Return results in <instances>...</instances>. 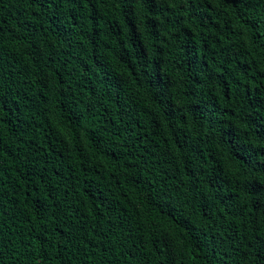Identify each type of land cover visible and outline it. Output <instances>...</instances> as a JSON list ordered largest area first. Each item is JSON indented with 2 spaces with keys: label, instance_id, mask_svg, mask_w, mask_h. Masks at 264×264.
Segmentation results:
<instances>
[{
  "label": "trees",
  "instance_id": "trees-1",
  "mask_svg": "<svg viewBox=\"0 0 264 264\" xmlns=\"http://www.w3.org/2000/svg\"><path fill=\"white\" fill-rule=\"evenodd\" d=\"M0 264H264V0H0Z\"/></svg>",
  "mask_w": 264,
  "mask_h": 264
},
{
  "label": "bare ground",
  "instance_id": "bare-ground-1",
  "mask_svg": "<svg viewBox=\"0 0 264 264\" xmlns=\"http://www.w3.org/2000/svg\"><path fill=\"white\" fill-rule=\"evenodd\" d=\"M248 152V151H247Z\"/></svg>",
  "mask_w": 264,
  "mask_h": 264
}]
</instances>
